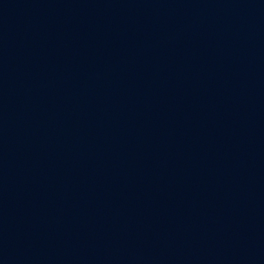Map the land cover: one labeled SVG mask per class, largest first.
Returning <instances> with one entry per match:
<instances>
[{"label": "water", "instance_id": "1", "mask_svg": "<svg viewBox=\"0 0 264 264\" xmlns=\"http://www.w3.org/2000/svg\"><path fill=\"white\" fill-rule=\"evenodd\" d=\"M0 264H264V0H0Z\"/></svg>", "mask_w": 264, "mask_h": 264}]
</instances>
